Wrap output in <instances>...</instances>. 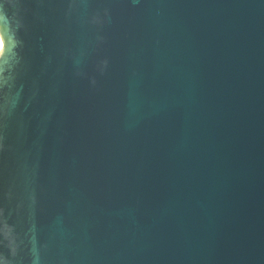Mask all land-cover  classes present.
Returning <instances> with one entry per match:
<instances>
[{"label": "water", "instance_id": "water-1", "mask_svg": "<svg viewBox=\"0 0 264 264\" xmlns=\"http://www.w3.org/2000/svg\"><path fill=\"white\" fill-rule=\"evenodd\" d=\"M0 264H264V0H0Z\"/></svg>", "mask_w": 264, "mask_h": 264}, {"label": "bare ground", "instance_id": "bare-ground-1", "mask_svg": "<svg viewBox=\"0 0 264 264\" xmlns=\"http://www.w3.org/2000/svg\"><path fill=\"white\" fill-rule=\"evenodd\" d=\"M0 36H2L1 33ZM3 49H4V40L0 42V55L2 54Z\"/></svg>", "mask_w": 264, "mask_h": 264}, {"label": "clouds", "instance_id": "clouds-1", "mask_svg": "<svg viewBox=\"0 0 264 264\" xmlns=\"http://www.w3.org/2000/svg\"><path fill=\"white\" fill-rule=\"evenodd\" d=\"M3 41V36H0V42H2Z\"/></svg>", "mask_w": 264, "mask_h": 264}]
</instances>
